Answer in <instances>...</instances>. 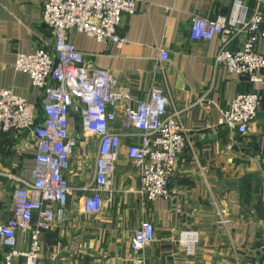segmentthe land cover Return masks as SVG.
I'll use <instances>...</instances> for the list:
<instances>
[{
  "label": "crops",
  "instance_id": "1",
  "mask_svg": "<svg viewBox=\"0 0 264 264\" xmlns=\"http://www.w3.org/2000/svg\"><path fill=\"white\" fill-rule=\"evenodd\" d=\"M45 1L0 0V87L25 97L39 117L44 93L14 62L19 51L52 45V31L42 20ZM255 11L262 14L264 31V0H135V11L124 15L119 27L127 39L121 46L77 30L68 33L87 63L128 87L132 102L146 99L153 86L162 87L167 109L176 113L188 139L168 180V198L149 201L138 191V172L126 155L134 139L124 131L111 190L102 193L97 213H86L83 201L90 192L83 187L94 173L98 138L83 134L72 114L77 145L64 170L71 191L58 218L41 233V264H134L130 239L142 221H150L155 233L139 252L144 264H264V80L252 83L217 64L218 35L195 41L188 34L195 15H223L240 28ZM246 38L240 32L228 48L238 49ZM161 49L168 60L159 59ZM255 50L264 55V36ZM252 91L261 99L249 134L218 124L233 97ZM123 106L117 105L112 128L121 129ZM34 154L29 131L0 133V222L12 215L19 181L31 179ZM17 239L18 249L28 247L26 232L18 231ZM3 255L0 244V261ZM21 262L15 257L12 264Z\"/></svg>",
  "mask_w": 264,
  "mask_h": 264
},
{
  "label": "built area",
  "instance_id": "2",
  "mask_svg": "<svg viewBox=\"0 0 264 264\" xmlns=\"http://www.w3.org/2000/svg\"><path fill=\"white\" fill-rule=\"evenodd\" d=\"M134 11L135 0H47L42 20L52 31V45L34 52H17L15 69L27 73L46 100L39 117L35 105L25 97L0 87V133L27 130L34 137L35 147L31 179L19 181L12 194V215L0 222V244L4 248L0 264H12L15 257H22L21 264H41V233L58 218L71 191L64 170L77 145V135L71 133L69 125L72 114L78 115L83 134L98 138L94 173L83 187L90 192L84 197V212L97 213L102 206V193L111 190L124 131L134 139L127 144L126 155L138 172L139 193L149 201L168 198V180L188 138L176 113L167 109L164 89L153 86L146 99L132 102L128 87L119 85L109 71L92 67L86 62L85 53L68 39V33L77 30L99 42L121 46L127 42L119 32L122 18ZM262 18L255 11L237 28L227 23L223 15H195L188 34L195 41L218 35L215 62L259 83L264 80V55L256 52L255 44L264 36ZM240 32L247 33L246 40L238 49L230 50L229 42ZM159 59H169L166 49L159 51ZM260 99L255 91L236 95L221 110L218 124L242 135L249 134ZM120 102L124 106L119 130L111 124L117 119ZM53 204L58 205L57 209ZM18 231L28 234L26 249L17 248ZM154 238L153 224L142 221L130 239V248L136 254L134 264L145 263L139 252Z\"/></svg>",
  "mask_w": 264,
  "mask_h": 264
}]
</instances>
